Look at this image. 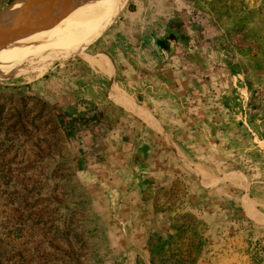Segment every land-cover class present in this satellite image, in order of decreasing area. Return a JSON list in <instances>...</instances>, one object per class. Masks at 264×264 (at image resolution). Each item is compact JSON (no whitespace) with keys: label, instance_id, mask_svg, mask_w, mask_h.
Wrapping results in <instances>:
<instances>
[{"label":"rangeland","instance_id":"rangeland-1","mask_svg":"<svg viewBox=\"0 0 264 264\" xmlns=\"http://www.w3.org/2000/svg\"><path fill=\"white\" fill-rule=\"evenodd\" d=\"M19 1L14 25L34 5L45 6L26 26L55 24L80 6L79 28L103 23L78 28L72 49L55 62L64 44L41 74L0 77V264H264V0H137L130 23V0L115 10L103 0H0V18ZM195 21L215 42L199 45L192 33L185 63L196 81L186 91L218 114L221 144L204 160L174 152L179 174L120 196L71 153L40 84L56 65L85 58L112 24L123 23L133 45L145 25L158 26L153 37H184Z\"/></svg>","mask_w":264,"mask_h":264},{"label":"crops","instance_id":"crops-1","mask_svg":"<svg viewBox=\"0 0 264 264\" xmlns=\"http://www.w3.org/2000/svg\"><path fill=\"white\" fill-rule=\"evenodd\" d=\"M136 2L125 6L124 22L134 21ZM122 26L112 24L107 35L91 43L85 58L56 65L40 88L65 117V136L70 148L80 151L79 159L108 176L120 196L128 190L137 196L148 178L170 181L183 170L174 152L187 162L191 155L204 160L221 141L214 125L218 114L186 91L196 81L185 63L191 45L182 37H153L158 26L148 31L147 25L138 28L132 45L120 35ZM70 49L67 44L55 62Z\"/></svg>","mask_w":264,"mask_h":264},{"label":"bare ground","instance_id":"bare-ground-1","mask_svg":"<svg viewBox=\"0 0 264 264\" xmlns=\"http://www.w3.org/2000/svg\"><path fill=\"white\" fill-rule=\"evenodd\" d=\"M103 1L112 4L115 10L126 0ZM99 3H102V0H95L92 7ZM22 5L19 1L16 3V9L13 12L6 11L0 18V77L4 80L10 76L21 75L31 70L34 71V69L39 70V74H41L52 63L60 48L64 44H68L70 37L74 35L84 22V19L77 20V17L87 15V10L80 6L78 8L75 7L73 13L66 12L55 24L54 22H44L45 24L41 23L36 27L34 24L37 22H35L33 23L34 27L26 26L31 23L30 16L34 13L37 14V12L42 13V9L45 6H39L40 9L33 4L35 9L29 13L25 20L19 22V24H11L14 20L11 18L12 15L15 12H20ZM92 9L90 10L93 11ZM55 26H59V28L56 29Z\"/></svg>","mask_w":264,"mask_h":264},{"label":"trees","instance_id":"trees-1","mask_svg":"<svg viewBox=\"0 0 264 264\" xmlns=\"http://www.w3.org/2000/svg\"><path fill=\"white\" fill-rule=\"evenodd\" d=\"M208 29H209V27L201 26V24H199L197 22H196V25H195V23H192V25L189 26L188 30L186 29L185 31L182 32L183 36H184L182 38L185 39L186 43L188 42V44H190L191 46H193V47L195 46L196 47L197 46L196 43H192V41H191L192 33H195L196 39H197V42H198L199 45L202 44V46H207V45L212 46V45H214L215 41H214V37L213 36L211 37L207 33ZM55 108L58 111V116H59L60 121H61V127H62V130H63V133H64V135H67V132H68L67 131L68 130L67 121H66L65 117L62 116V113L60 112V110L57 109V107H55ZM65 137H66V139H68L67 136H65ZM71 153L75 157H77L79 159L80 151H78L76 149H71Z\"/></svg>","mask_w":264,"mask_h":264}]
</instances>
